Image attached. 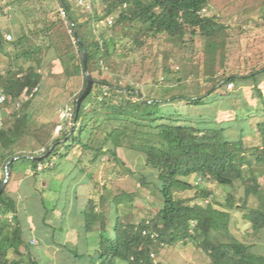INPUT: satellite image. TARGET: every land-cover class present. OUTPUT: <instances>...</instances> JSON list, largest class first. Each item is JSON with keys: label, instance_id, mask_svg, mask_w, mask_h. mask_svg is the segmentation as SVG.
<instances>
[{"label": "trees", "instance_id": "obj_1", "mask_svg": "<svg viewBox=\"0 0 264 264\" xmlns=\"http://www.w3.org/2000/svg\"><path fill=\"white\" fill-rule=\"evenodd\" d=\"M210 4L211 0H7L1 7L10 8L12 39H7L0 23V58L8 55L14 62L9 64V75L1 86L7 99L0 103V114L7 115L0 126V189L7 162L27 153L35 168L46 164L49 169L75 153L81 171L106 156L119 174L118 167L124 172L127 168L120 152L126 147L143 154L146 165L157 172L156 185L163 205L151 218L135 222L120 216L119 206L133 202L136 193L124 190L98 200L90 197L84 211L85 231H92L97 224L106 230L112 205L118 216L112 235L103 232L93 253H76L79 264H117L118 260L125 264H162L156 256L164 246L190 239L209 254L210 262L205 264L264 263V256L251 253L249 246L229 230L232 210L238 203L245 207L243 216L252 224L253 235L264 228V182L260 181L264 175V119L257 125L258 145L249 147L236 116L220 120L218 115H193L190 109L205 105L220 84L234 82L240 86L242 81H252L262 103L256 109L264 118V67L244 75H217L224 69L232 34L230 25L218 15L207 13ZM110 15L112 23L106 21ZM102 22L105 27L97 33L95 27ZM88 26L93 29L90 37L84 33ZM155 39L169 44L162 64L164 79L181 82L193 73L188 69L184 76L172 75L169 59L173 53L181 52L180 59H184V53L198 52L203 62L196 63L191 57V65L185 63L183 68L201 67L204 75L212 77L213 89L206 94L162 93L154 97L146 96L133 83H115L112 77L121 74L124 64L126 72L130 71L132 55L145 51ZM83 48L96 80L77 110V99L87 86ZM55 62L66 80L83 78L82 88L70 99L77 120L53 138L56 124L38 125L33 113ZM36 87L38 91L33 92ZM16 102L20 103L17 111L7 113V107ZM37 146H43L41 155L52 150L35 160ZM14 164H9L10 174ZM192 175L230 186L242 181L245 194L237 199L234 193H228L222 208L176 197V192L194 188L198 197L212 194L209 186L188 181ZM252 196L257 205L248 207ZM18 210L5 187L0 195V264H39L24 237ZM11 213L13 218L9 219Z\"/></svg>", "mask_w": 264, "mask_h": 264}, {"label": "rangeland", "instance_id": "obj_2", "mask_svg": "<svg viewBox=\"0 0 264 264\" xmlns=\"http://www.w3.org/2000/svg\"><path fill=\"white\" fill-rule=\"evenodd\" d=\"M6 2L7 0H0V23L5 30V34L8 35L12 34L9 30L11 25L9 20L10 8L8 6L1 8ZM79 3L82 4L83 2L80 1ZM207 13L218 15L223 23L231 27L232 36L227 60L223 71L217 64V70L221 69L217 73L218 76L222 75L223 72L227 75H244L264 67L262 0H211ZM104 23L102 22L95 27L97 33L105 27ZM92 30L88 26L84 29V33L90 37ZM168 49L169 44L163 39L153 40L145 51H138L129 59L131 70L126 72V64H124L121 74L112 77L113 81L120 85H125L128 82L133 83L146 96L151 95L154 97H159V94L162 93L166 94V96L181 92L188 95L206 94L213 89L212 77L204 75V70L201 67L183 68L185 63L189 65L191 57H195L196 63L203 62V55L198 52L184 53L186 56L184 59H180L181 52L173 53L174 55L172 54L173 56L171 55L169 59V66L173 70L172 75H176V77L184 76L185 70L188 69H193V73H189L187 77L184 76L185 78L181 82L164 79L162 64L164 62V51ZM12 61L13 59L8 55H2L0 58V87L4 79L9 75L8 66ZM60 69L57 62H55L52 66L53 73L47 76V85L40 90L38 101L35 104L36 109L33 113V117L37 115L36 119H38V122L34 123L38 125L43 122H54L56 125L60 123L62 107L67 102H70L73 95L82 88L83 77H74L71 80H66L59 73ZM95 75H98V72ZM262 80L264 81V78ZM220 85L216 86L205 105L190 107L192 114L198 115L202 113L208 117L218 115L220 120L236 116L237 121L242 123L241 125L244 127L247 146L255 147L259 143L257 125L264 118L256 109L262 103L255 94L252 81H242L240 86H235L233 89ZM261 85L264 87V83ZM17 109L18 107L15 103L10 104L7 107V113L12 115ZM226 109L228 111H225ZM36 111L39 113L35 114ZM6 115L0 114V126L3 125ZM231 135H233V132ZM120 152L127 164L125 172L121 167H118L119 174L115 173L112 169L113 164L109 163L106 157L104 165L94 172L95 189L106 197L124 190L136 193L134 201L123 203V207L119 212L120 216L125 220L138 222L143 218L155 216L163 205V198L156 185L158 181L157 172L146 165L143 154L126 147L121 148ZM62 161L59 160L57 163L60 165ZM53 172L52 169L47 171L49 174ZM197 178L198 176L192 175L187 180L194 182ZM260 181L264 182V175H261ZM207 186L212 192L208 197H198L196 188L176 192L175 196L190 199L191 203L199 202L206 205L209 202L215 207L222 208L227 201L228 193H234L237 199L245 194L242 181H237L234 186H230L210 180H202L200 187ZM256 205L257 199L253 196L250 197L248 207ZM244 212L245 207L243 208L242 204L238 203L237 207L232 210V219L229 226L230 233L241 241L247 239L248 235H253L252 224L244 218ZM117 216L118 213L115 209L110 212L109 225L104 232L105 234L112 235ZM247 230H249L248 233ZM222 238L227 239L226 237ZM254 254L257 255L256 253ZM156 259L162 264H205L210 262L209 254L193 239L164 246L157 254ZM117 264L125 263L122 260H118Z\"/></svg>", "mask_w": 264, "mask_h": 264}, {"label": "crops", "instance_id": "obj_3", "mask_svg": "<svg viewBox=\"0 0 264 264\" xmlns=\"http://www.w3.org/2000/svg\"><path fill=\"white\" fill-rule=\"evenodd\" d=\"M36 118L37 115L33 117L34 122H38ZM60 132L56 131L53 138ZM42 150L43 146H37L34 152L40 156ZM75 155L70 154L60 165L50 168L54 171L50 174L46 164H43V169L35 168L28 153L13 160L15 164L6 187L17 202L24 237L39 264H79L76 253H93L105 232L99 224L92 231H85L84 211L90 197L98 200L104 196L95 189L93 175L104 165L106 156L94 165H88L86 171H81ZM38 156L34 159L38 160ZM2 173L0 169V177ZM122 207L123 203L119 212ZM112 210L113 205L110 212ZM247 237L248 240L243 242L249 246V251L264 256V228L257 236Z\"/></svg>", "mask_w": 264, "mask_h": 264}, {"label": "built area", "instance_id": "obj_4", "mask_svg": "<svg viewBox=\"0 0 264 264\" xmlns=\"http://www.w3.org/2000/svg\"><path fill=\"white\" fill-rule=\"evenodd\" d=\"M88 6H89V4H88ZM106 21L108 23H112L113 22V16L110 15L107 18ZM6 37L9 40L12 39V35L11 34L6 35ZM227 86H228L229 89H233L235 87V84H234V82H229L227 84ZM0 91H1L0 103H3L4 101H6L7 95L3 92L2 88H0ZM35 91H38V87H36L33 92H35ZM15 104H16L17 107H19V105H20L19 102H16ZM60 119H61L60 123H58L57 126H56V131L57 132H60L63 129L64 126H74V124H75V110H74V107L71 104V102H67L65 104V106L62 107V109L60 111ZM44 167H45V165H43V164H39L38 165V169H43ZM202 180H203V177L202 176H198V178L195 181V184L199 185ZM0 216H2L1 213H0ZM7 217L9 219H12L13 218V214L12 213L8 214Z\"/></svg>", "mask_w": 264, "mask_h": 264}, {"label": "water", "instance_id": "obj_5", "mask_svg": "<svg viewBox=\"0 0 264 264\" xmlns=\"http://www.w3.org/2000/svg\"><path fill=\"white\" fill-rule=\"evenodd\" d=\"M75 33L77 35V31L75 30ZM77 39H78V42L83 46V40L78 37L77 35ZM83 64H84V76L87 78V86H86V89L84 90V92L78 97L77 99V110H79V108L81 107V104L84 100L85 97H87L89 95V93L91 92L92 88H93V85H94V82H95V78L93 77V75L91 74V72L89 71V68H88V54H87V50L85 48H83ZM225 81V80H224ZM77 120V115L75 117V122ZM52 150V149H51ZM50 150V151H51ZM49 151V152H50ZM49 152L45 155H40L38 156V160L44 158L45 156H47L49 154ZM18 156L16 157H13L11 160H9L6 164V167H5V179H4V182L2 183V186H1V189H0V195L3 193V191L5 190V187L7 185V182L9 180V177H10V169H9V164L14 160V159H17Z\"/></svg>", "mask_w": 264, "mask_h": 264}]
</instances>
